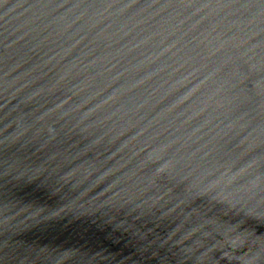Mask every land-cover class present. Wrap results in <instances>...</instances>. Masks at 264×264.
<instances>
[{
    "label": "water",
    "instance_id": "water-1",
    "mask_svg": "<svg viewBox=\"0 0 264 264\" xmlns=\"http://www.w3.org/2000/svg\"><path fill=\"white\" fill-rule=\"evenodd\" d=\"M0 264H264V0H0Z\"/></svg>",
    "mask_w": 264,
    "mask_h": 264
}]
</instances>
